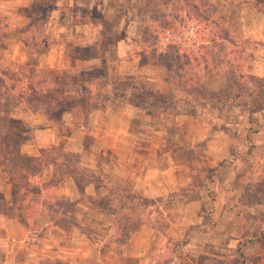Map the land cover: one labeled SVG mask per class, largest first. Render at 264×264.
<instances>
[{"label":"rangeland","instance_id":"1","mask_svg":"<svg viewBox=\"0 0 264 264\" xmlns=\"http://www.w3.org/2000/svg\"><path fill=\"white\" fill-rule=\"evenodd\" d=\"M224 1L223 4V0H79L81 6L65 5L61 8L65 22L73 25L80 22L93 23L100 29L99 41L86 47L66 41L63 48L64 62L53 68L41 67L37 63L38 56L47 50H40L34 61L27 50L26 64L18 65L11 71L14 76L12 84H15L16 79H22L21 86L24 88L27 87L25 78L34 77L30 80L33 90H26L30 106L14 102L22 91L21 86L17 85L13 92H6L4 87H0V142H8L4 136L9 127L7 123H20L22 128L29 130V123L36 127L48 123V127H54L61 137L72 132L84 137L83 144L87 149L93 138L90 136V122L84 118L80 107L91 109V113L97 108L101 110L109 93L127 98L132 108L127 112L128 153L125 169L133 171L136 163L130 154L136 153L141 159V168L153 169V175L148 176L149 180L143 188L148 185L155 186L154 189L158 186L169 189L173 185L180 188L154 201L142 194L144 189L135 190L128 185L130 178L124 181V178L118 177L115 184L106 183L109 184L108 195L96 202H100L113 215L112 226L119 237L133 230L147 232L153 226L169 229V223L176 227L172 228L173 233L181 232L180 240L167 237L166 250L154 256V264H171L176 260L178 264H217V261L220 264H241L251 258L249 255L255 257L247 252L249 243L246 244V241L242 256H236V250L241 249L239 242L234 244V254L225 251L223 255H214L215 248L211 245L207 255L194 256L197 254L186 251L184 244L189 242L191 232L199 227L181 226L183 220L179 215L174 219L172 211L184 213L183 205L164 207L170 201L180 199L206 203L207 217L203 228L211 231L215 228L213 205L218 194L224 195L223 191L229 195V199L235 193V199L243 203H262L264 206V153L259 149L244 154L235 151L241 142L244 146L250 145L261 129L259 116L253 118V114L249 115L252 100H212L215 95L230 93L223 71L214 69L224 53L232 49L235 51L228 53L227 61L229 59L232 66L244 75H251L248 73L249 63L258 53H264V43L239 40L233 30L241 17L244 16L246 22L253 18L254 12L248 3L264 13V0ZM33 2L20 11L26 17V24ZM102 3L103 7H99ZM52 4L53 10L56 8V0H52ZM115 6L118 11L113 9ZM104 13L109 15L106 20ZM122 24L132 26L130 32L142 43L131 49L134 57L126 59L122 68L118 69L119 64H115L116 43L126 36V32L119 28ZM1 29L6 31L5 24ZM46 29V26L42 27L43 34L51 40ZM226 34L233 38L235 48L226 40ZM40 40L42 37L38 38ZM202 47L206 50H201ZM207 51L206 64L201 61L200 53L205 54ZM80 73L91 76L88 78L82 74L81 77ZM252 76L264 79V73L263 76ZM190 77H193V82L202 79L203 85L185 87V81ZM55 78L60 79L57 86H54ZM76 78L90 81L85 84L84 90H79V96L75 92L78 90V84L74 82ZM41 79L48 80L44 82ZM256 85L254 82L250 88ZM55 89L59 93L54 97L42 93L55 92ZM50 99L56 100L57 106L54 107L58 109L52 110V117L46 114L47 109L52 107ZM102 118L95 120L100 123ZM135 136L140 138L135 145L136 150L133 149L131 139ZM28 138L23 139V143ZM149 148L156 157L166 154V158L158 157L157 162L149 157ZM1 149L0 144V154L5 153ZM67 149L63 143H59L42 150V162L74 171L81 181H86L83 174H87L88 165H91V153L85 149L81 153H71ZM251 152L253 162L249 161ZM107 162L110 165L115 163L114 160ZM31 163L35 164L34 169L37 170V162ZM2 168L5 171L9 169L0 166ZM156 171L159 173L157 178L151 180ZM125 189L128 192H124ZM155 193L157 191L153 190L149 195L153 197ZM142 197L149 201L146 205H143ZM31 201L35 203L36 199ZM193 216V212L186 214L187 218ZM84 230L93 234L94 228L87 226ZM193 244L195 246L192 248H197L198 240L193 241ZM235 259H238V263ZM246 264L253 263L247 261Z\"/></svg>","mask_w":264,"mask_h":264},{"label":"crops","instance_id":"2","mask_svg":"<svg viewBox=\"0 0 264 264\" xmlns=\"http://www.w3.org/2000/svg\"><path fill=\"white\" fill-rule=\"evenodd\" d=\"M33 1L0 0V26L5 24L8 34L0 38V76L3 70H14L18 65H25L28 60L27 49L15 38V34L26 24V17L20 11L29 7ZM225 2L223 0V4ZM55 5L56 8L49 14L46 24V30L50 33L53 44L49 50L39 55L37 60L39 66L46 68L59 66L64 62L63 48L66 41L79 47L94 45L99 41L100 29L93 23L80 22L73 25L65 22V14L62 13L61 8L65 5L81 6L79 0H56ZM248 6L254 12L253 18L250 22H246L245 17H241L233 27L235 36L239 40L263 44L264 13L250 3ZM99 7H103V3ZM113 9L119 10L116 6ZM104 17L106 20L109 15L104 13ZM237 26L239 28H236ZM119 28L126 32V36L116 43L115 64H119L118 69H121L126 59L134 57L131 49L137 47L138 43L141 44L142 40L138 42L133 37L130 32L132 26L122 24ZM248 73L263 76L264 53H258L249 63ZM127 101V98L121 95L109 93L103 109L97 108L88 116L90 136L93 140L87 149L83 144L84 137L76 136L74 132L61 137L54 127H48V123L38 127L29 123L30 136L21 144L19 152L41 160L42 170L32 180V185L38 189V193H32L22 203L16 200L15 189L8 181L6 171L0 169V264H154V256L166 250L167 237L181 239L179 234L181 232L173 233L174 226L171 223L167 224L170 225L169 229L153 226L147 232L133 230L119 237L112 226L113 215L107 212L100 202H96L97 199L108 195L109 184L106 183L115 184L118 177L124 178V181L130 178L128 185L135 190L144 189L142 194H146L154 201L180 188L176 185L169 189L164 186L154 189L155 186L149 185L143 188L149 180L148 176L153 175V169L141 168V159L136 153L130 154L133 162L136 163L133 171L125 169L124 163L128 153L127 112L132 108ZM252 117H258L261 129L255 134L250 145L244 146L243 142L237 144L235 151L238 154L256 149L264 153V120H262L264 110L256 112ZM100 118H102L100 123H97L95 119ZM122 118L125 119L124 122L121 121ZM114 119L116 121L112 123ZM58 133L60 134V131ZM135 137L131 138L134 150L140 140L139 137ZM59 143H63L71 153H81L83 149L91 153V165H88L87 174H83L86 181H81L74 171L62 169L53 163L42 162L41 151ZM148 150L149 157L157 162L158 157L167 156L164 154L156 157L152 149ZM252 153L249 157L250 162L254 161ZM112 160L115 163L110 165L107 161ZM158 174L156 171L151 180H155ZM129 175L131 177H127ZM153 190L157 193L151 197L149 193H153ZM223 192V196L219 192L213 205L215 228L211 231L203 228L207 217L206 203L180 199L164 205L169 208L183 205L184 213L172 211L174 219L179 215L183 220L181 226L199 227L191 232L189 242L184 244V249L191 253L195 252L197 255L194 256L207 255L212 245L215 248L214 255L220 256L225 251L234 254L233 247L236 242L254 239L246 250L256 257V264H264V241L258 242V238L264 235V206L262 203L252 205L243 203L235 199V193L232 199H229V195ZM33 198L36 199L35 203L31 201ZM189 212H193V218L186 217ZM169 217L171 219V215ZM186 219L189 220L185 221ZM87 226L94 228L93 234L85 232ZM196 240L199 245H196L197 248H192L193 245L195 246L193 241ZM171 264L178 262L176 260Z\"/></svg>","mask_w":264,"mask_h":264},{"label":"trees","instance_id":"3","mask_svg":"<svg viewBox=\"0 0 264 264\" xmlns=\"http://www.w3.org/2000/svg\"><path fill=\"white\" fill-rule=\"evenodd\" d=\"M197 1L200 2L201 0H197ZM52 8H53L52 0L34 1L32 4V8L30 9L28 14L29 22L24 27L20 28L15 34V38L26 47L33 61L36 59L37 53L40 50L42 49L48 50L51 47L52 44L51 40L48 35L43 34L42 27L46 26L49 12L52 10ZM7 35H8L7 31L1 29L0 26V37ZM39 37H42V40L38 41ZM101 40L103 41V39ZM226 40L229 42V44H231V46L233 47L235 46L233 43L234 42L233 38L230 37L228 34H226ZM201 50H206V49L205 47H202ZM233 52L235 51H233L232 49L228 53L232 54ZM228 53H224L221 56V62H218L217 65L214 66V69L223 71L224 79L226 83H229L230 93L224 95H215L212 100H217L219 102H229L234 100H242L245 98H250L252 100L251 101L252 104H249V109H248L249 115L264 110V79H259L252 75H244L242 73H239L238 70L235 69L234 66H232L230 60L228 59L227 61V57L229 56ZM205 55H208V51L205 52V54L200 53V59L201 61L203 60V62H206L207 64L208 59L206 58ZM234 59H236L235 55H234ZM82 74L83 76H87L88 78H90L91 76L90 74L86 75L84 73H80L81 77ZM13 77L14 76L11 70H3L1 73L0 87H4L6 92H13L16 89L17 85L21 86V82L23 80L16 79L15 84H12ZM31 79H34V77H32ZM31 79L25 78L24 81L27 87L24 88L23 86H21L22 91L19 93V96L17 97L16 101H14L15 104L23 103L25 104V106H30V102L27 100L26 97V90H28V88H30V90H33L30 81ZM47 80L48 79H41V81L44 82H47ZM59 80L60 79L55 78L54 86L58 85ZM74 82L78 84V90H76L75 92H76V96H79L78 93L79 90H84L83 87L85 86L86 83H89L90 81L89 79L76 78L74 79ZM254 82H256L257 85L251 89L250 84L252 85L254 84ZM199 84L203 85L202 79H198L197 81L193 82V77L192 78L190 77V79L185 81V87L187 88L190 85L196 86ZM42 93L48 95L49 97L52 96L54 97V95L56 96V94L59 93V90L55 89V92L43 91ZM50 100L52 107L51 109H47L46 114L47 116L52 117L53 115L52 110L56 108L54 107V105L57 106V103L56 100H52V99ZM89 101L90 99H88V102ZM77 106L80 105L77 104ZM80 108L82 109L84 118H88V116L91 113L90 111L91 109L85 110V107L82 106ZM56 110L58 109L56 108ZM7 126L9 127L7 128V130H5L4 136L6 137L8 142H0L2 146L1 150L2 152H5L3 154H0V166H7V168H9L8 170H6L7 179L13 186V189H15L16 200L21 201L22 203L26 198H29L32 193L34 194L38 193V189L34 185H32V180L42 170L41 160L36 158H29L25 155L20 154L19 152V147L23 143V139H26L30 136L29 135L30 130L28 128H22L23 126H20V123H7ZM31 161L37 162L36 164L38 165L37 170L34 169L35 164L31 163ZM124 192H128V189H125ZM207 193L210 194V191H208ZM141 201L143 202V205H146L149 202L147 199H144L143 197ZM258 240H259L258 242L262 240L264 241V235H261V237L258 238ZM244 241H246V244H248L254 242V239L238 241L239 243H241L240 244L241 249L240 251L236 250L238 253L236 256H242V251L245 250L244 247L246 246V244H244ZM249 256L251 258L245 259V261H242L241 264L244 263L246 264L247 261L255 264L256 257L253 258L251 255ZM235 262L238 263V259H235ZM216 263L220 264V261H217Z\"/></svg>","mask_w":264,"mask_h":264}]
</instances>
